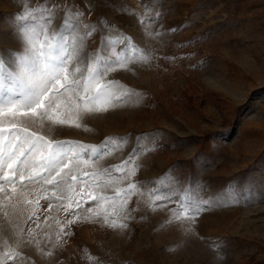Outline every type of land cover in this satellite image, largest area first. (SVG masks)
Instances as JSON below:
<instances>
[{
	"label": "rangeland",
	"instance_id": "rangeland-1",
	"mask_svg": "<svg viewBox=\"0 0 264 264\" xmlns=\"http://www.w3.org/2000/svg\"><path fill=\"white\" fill-rule=\"evenodd\" d=\"M50 4L90 7L86 20L109 21L110 35L130 37L150 59L108 77L138 96L83 117L86 129L42 130L84 145L113 141L103 158L71 172V199L63 182L38 192L33 188L41 186L18 183L31 203L19 195L5 199L10 189L0 192V264H264V0H0V53L9 65V50L18 48L17 17L25 9L47 15ZM56 15L59 23L63 13ZM100 38L88 48L97 49ZM134 149L135 175L94 187L107 179L94 171L126 175L132 163L123 173L116 166ZM133 182L143 195L131 196L135 211L123 220L112 208L124 198L117 190ZM231 186L237 198L224 195ZM157 190L175 195L161 202ZM184 191L212 203L194 219L169 222L171 210H182ZM100 195L115 200L93 199ZM106 214L127 228L107 226ZM15 252L20 256L5 255Z\"/></svg>",
	"mask_w": 264,
	"mask_h": 264
},
{
	"label": "snow or ice",
	"instance_id": "snow-or-ice-1",
	"mask_svg": "<svg viewBox=\"0 0 264 264\" xmlns=\"http://www.w3.org/2000/svg\"><path fill=\"white\" fill-rule=\"evenodd\" d=\"M57 9L63 13L59 23ZM92 11L90 7L83 11L75 5L50 4L44 6L47 15L42 13L37 17L34 11L25 9L17 17L18 48L9 50L13 58L12 65L0 53V192L10 189L12 195L5 194V199L9 201L19 195L31 203L27 200V193L17 192L18 183L23 187L25 182L41 186L34 187L33 192L40 191L43 185L59 187L63 182L71 199L75 189L68 182L69 176L72 181L76 180L71 172L79 171L81 165H88L89 159H100L108 154L107 146L113 138H107L98 146L84 145L79 141L52 139L42 134V130L46 126L86 129L87 126L82 123L83 117L106 112L126 102V98L139 95L120 81L108 77L119 70L131 71L132 64L148 62L150 57L130 37L110 35L108 29L113 25L109 21L86 20V15ZM97 33L101 37L99 46L90 50L89 40ZM117 45L123 47L118 50ZM4 117H8L7 121ZM118 143L126 141L121 139ZM138 153L139 150L134 149L122 165L116 166V171L123 173L125 166L138 158ZM65 169L70 171L61 175ZM137 170V166L132 163L127 174L120 177L114 176L107 168L94 171L91 175L97 179L107 177L102 185H94L103 190L117 181L129 179ZM120 191L124 192V198L113 205L111 214L127 220L135 211L128 207L131 196L143 193L134 182L129 183L126 189L117 190V196ZM155 194L161 202L170 201L175 195H164L158 190ZM52 195L63 199L55 191ZM224 195L234 199L239 193L235 186H231ZM93 199L115 200V197L100 195ZM179 203L182 210L179 214L171 210L169 222L194 219L203 210L202 205H210L212 201L200 200L184 191ZM12 206L15 207V204ZM48 207L52 206L49 204ZM89 211L92 209L89 208ZM73 222L68 221L69 224ZM104 223L112 228H127V224L122 221H110L107 214ZM57 237L59 241V233ZM5 255L18 257L20 253Z\"/></svg>",
	"mask_w": 264,
	"mask_h": 264
},
{
	"label": "built area",
	"instance_id": "built-area-1",
	"mask_svg": "<svg viewBox=\"0 0 264 264\" xmlns=\"http://www.w3.org/2000/svg\"><path fill=\"white\" fill-rule=\"evenodd\" d=\"M140 1V0H139Z\"/></svg>",
	"mask_w": 264,
	"mask_h": 264
}]
</instances>
